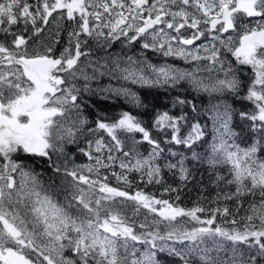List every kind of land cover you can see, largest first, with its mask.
I'll list each match as a JSON object with an SVG mask.
<instances>
[{"label": "snow or ice", "instance_id": "snow-or-ice-1", "mask_svg": "<svg viewBox=\"0 0 264 264\" xmlns=\"http://www.w3.org/2000/svg\"><path fill=\"white\" fill-rule=\"evenodd\" d=\"M50 18L71 23L66 46L55 54L62 31L57 24L48 37L51 46L30 55L29 40L45 33ZM13 26L25 33L31 27V35L13 31ZM182 30L191 32L186 36ZM0 32L11 37L7 44L0 41V264H162L161 253L179 257L183 264H264V0H36L35 5L0 0ZM121 37L128 44L144 40L145 50L197 64L191 70L178 69L110 52ZM202 38L207 42L197 44ZM89 41L101 55L94 56ZM227 54L254 72L243 99L252 101L255 111L237 113L247 122L239 132L232 125L234 110L221 99L241 91ZM200 61L207 62L203 68ZM105 76L148 87L175 88L185 82L195 93L216 97L217 102L202 111L179 97L173 103L188 105L196 116L203 114L211 121L206 154L194 150L207 129L195 116L192 123L186 113L172 116L164 111L153 124L162 133L170 131L164 142L183 145L191 160L212 170L225 168L227 175L217 174L216 182L234 186V191L223 199L236 202V213L247 201V214L227 220L232 227H224L217 224V216L232 217L227 206L211 209L208 218L201 219L198 213L206 211L202 207L186 210L143 190L132 193L111 186L101 170L117 162L122 172L111 175L129 188L128 173H139L146 184H159L165 169L178 173L184 183L191 172L188 156L171 149L164 155L160 142L130 112L113 121L99 116L95 126H89L85 94L115 93L144 107L129 88L93 89L92 82ZM78 80L83 82L80 86L74 82ZM186 124L189 131L181 135ZM99 133L107 135V142ZM121 133L131 140L127 146ZM82 136H95L77 149L90 163L69 166L74 158L66 146L77 144ZM144 142L151 145L147 155L137 147ZM18 153L47 163L60 180L57 190L64 194L63 203L42 190L40 174L25 159L14 158ZM142 210L160 219L140 223L146 231L137 233L134 218ZM184 218L200 226L178 227ZM161 223L170 229L163 235Z\"/></svg>", "mask_w": 264, "mask_h": 264}, {"label": "trees", "instance_id": "trees-1", "mask_svg": "<svg viewBox=\"0 0 264 264\" xmlns=\"http://www.w3.org/2000/svg\"><path fill=\"white\" fill-rule=\"evenodd\" d=\"M29 4L35 5L36 0H27ZM129 2V0H126ZM149 3H152V0H149ZM125 14L127 15V11L125 10ZM56 14L54 13V16ZM139 23V21H137ZM57 24L62 26V31L60 33V43L55 45V54L59 55V53L63 50V47L67 44V33L71 30L72 25L68 21H60L55 20L52 21L50 18V27L46 29L45 33L42 34L40 38L33 37L28 42V53H43L45 46H51V40L48 38L50 33L56 32ZM13 31L20 32L25 36L31 35V27H29L28 32H24L21 26H13ZM171 31V30H169ZM186 36H188L191 30H182ZM236 36L235 33H230ZM131 35V33H129ZM175 35V33H173ZM228 35V34H225ZM11 37H5V35L0 32V41H4L6 44L10 41ZM150 39V38H149ZM203 41H197L199 44ZM144 40H138L132 42V44H128L127 40L121 37L120 41H116L113 43L111 49H109L112 53H120L121 55H131L140 59H147L150 63L162 66V65H170L172 67L178 69H188L191 70L196 66L197 62L193 61H185L178 57L168 56L165 57L161 53L155 52L152 49H143L142 44ZM207 42V41H203ZM89 47L93 48V53L95 55H101L102 53H98L95 50V45L92 41H89ZM223 53V49L221 50ZM143 53V57L139 54ZM203 55V53H201ZM227 58L232 61L234 67L237 69V75L241 80V91L238 95H232L231 93L225 94L221 99L231 106L233 111V127L239 132L241 129V125H246L247 122H242L237 115L240 111H247L249 113L255 111V105L252 101H248L243 99L244 96L247 95V86L251 83L254 78V72L250 65H239L235 57L231 54H227ZM83 61L84 58L82 57ZM200 66H203L207 63L206 61L198 62ZM201 75H209L208 73L201 72ZM80 86L82 81H74ZM93 89L99 88H108L109 86L113 88H129L133 92H136L141 100L143 101L144 107H136L132 103L129 102L128 98L123 95H116L115 93L110 92H96L95 94H85L84 99L88 102L89 107L85 109L84 115L88 117L89 126L94 127V121L99 116L106 117L109 121H113L119 118V115L124 112H130L134 116L138 117L144 124L146 128H148L151 132V135L154 139L158 140L161 144V147L164 148V155L168 154V150L182 152L184 155L189 157V160L186 161V165L191 172V178L187 183H184L180 180L178 173H173L164 170L163 182L159 184H146L140 180V174L136 172L128 173V178L132 181V186L129 188L127 185H124L122 182H118L114 176L111 175L112 172L121 173L122 170L117 164L111 169H102L101 172L103 175L108 177V183L114 187H120L123 190L134 193L137 190H143L144 192L154 195L157 199L168 200L170 203H173L174 206H179L184 209H192L194 207H202L206 211L204 213H198L201 216V219H206L210 215V210L215 208H223L227 206L231 212H233L232 217H221L217 216V224H222L224 227L231 228L232 225L227 223L226 221L235 218L240 219V217L245 216L247 209V201H245L244 209H241L239 213H236L235 207L236 202L234 200H224L223 196L226 193H231L234 191V186L226 185L223 182H216L217 174L227 175L225 168H217L216 170L210 169L206 163H201L198 161L191 160V152L186 149L183 145L176 144H166L164 141L166 138L170 139L171 133L170 131L165 134L158 131L154 127V120L158 113L168 111L172 116H179L182 113H186L189 117L190 122L194 123L196 120H192V117H196L197 120L201 124H206V135L204 136L202 141L197 142L194 146V150L198 153L206 154L208 150V145L211 142L212 138V130H211V121L207 118L206 115L196 116V113L191 111L190 106L188 105H176L173 106V103L177 97L180 99H184L190 101L198 106V111H202L206 109L210 103L217 102L216 97H210L206 93H195L193 92L185 82H181L180 85H177L175 88L164 85L158 87H148L141 86L139 84H133L130 81L123 80H115L109 78L108 76L102 77L97 81H93L91 84ZM189 131V126L186 124L182 130L181 135H186ZM98 135H102L107 142L108 137L105 133H99ZM120 138L124 140L126 146L131 143V140L125 134H119ZM95 136H82L78 138V143L74 145H67L66 151L71 154L74 158L73 161L69 162V166H71L72 162L76 164H87L90 163L87 156L78 152V148L85 147L86 139H94ZM137 139L140 138V134H137ZM250 142V141H249ZM138 151L147 155V153L151 150V145L147 142L141 143L138 146ZM118 155V154H117ZM14 158L25 159L26 162L31 166V169L36 173H39V180L42 183V190L47 191L49 195H52L55 199L59 200L63 203V193L59 192L58 186L60 184V180L58 177L53 176L52 170L48 168L47 163L43 160L34 157H28L27 154H15ZM53 159H57L55 155H53ZM175 162L173 157H169ZM171 187L172 189H176L177 191H168L165 189ZM179 195V199L176 197ZM145 216H147V221H145ZM136 223V231L140 233L142 231H146L145 229H140L138 225L140 223L147 222L151 224L153 219H160L156 214H149L146 210H142L141 213L134 218ZM244 222L241 221V225ZM255 223L259 224V221L256 220ZM194 226H200L196 224L195 221H190V218H184V222L179 224L178 227L190 229ZM154 230V229H147ZM170 229L167 227L166 223H161L159 225L160 234L163 235L166 231ZM168 243H173L169 241ZM179 248L180 244H176ZM137 247L143 249V245H137ZM65 255H71L70 252H66ZM162 260V264H183L182 260L179 257L168 256L167 254L161 253L159 257ZM191 264V262H190Z\"/></svg>", "mask_w": 264, "mask_h": 264}, {"label": "rangeland", "instance_id": "rangeland-1", "mask_svg": "<svg viewBox=\"0 0 264 264\" xmlns=\"http://www.w3.org/2000/svg\"><path fill=\"white\" fill-rule=\"evenodd\" d=\"M157 207H159V206H157Z\"/></svg>", "mask_w": 264, "mask_h": 264}]
</instances>
